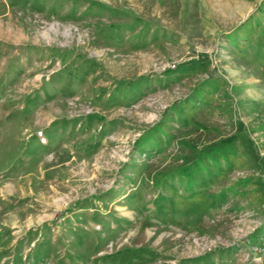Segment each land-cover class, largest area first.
<instances>
[{
	"label": "rangeland",
	"instance_id": "1",
	"mask_svg": "<svg viewBox=\"0 0 264 264\" xmlns=\"http://www.w3.org/2000/svg\"><path fill=\"white\" fill-rule=\"evenodd\" d=\"M0 264H264V0H0Z\"/></svg>",
	"mask_w": 264,
	"mask_h": 264
},
{
	"label": "built area",
	"instance_id": "2",
	"mask_svg": "<svg viewBox=\"0 0 264 264\" xmlns=\"http://www.w3.org/2000/svg\"><path fill=\"white\" fill-rule=\"evenodd\" d=\"M261 251V250H260Z\"/></svg>",
	"mask_w": 264,
	"mask_h": 264
}]
</instances>
